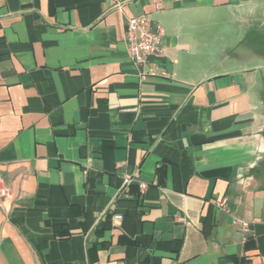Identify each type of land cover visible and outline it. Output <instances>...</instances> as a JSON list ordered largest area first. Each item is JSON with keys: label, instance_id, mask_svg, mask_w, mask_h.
<instances>
[{"label": "crops", "instance_id": "0c3cea01", "mask_svg": "<svg viewBox=\"0 0 264 264\" xmlns=\"http://www.w3.org/2000/svg\"><path fill=\"white\" fill-rule=\"evenodd\" d=\"M262 31L264 0H0V264H264Z\"/></svg>", "mask_w": 264, "mask_h": 264}, {"label": "built area", "instance_id": "2783aa9c", "mask_svg": "<svg viewBox=\"0 0 264 264\" xmlns=\"http://www.w3.org/2000/svg\"><path fill=\"white\" fill-rule=\"evenodd\" d=\"M125 27V42L131 60L139 69H142V75L144 77L153 74L145 71L144 67L151 62L152 58L160 56L163 52L162 39L165 34L163 27L161 25L155 26L150 14H142L128 18ZM152 65L155 64L152 63ZM84 173H88L87 167H85ZM134 181L139 183L142 191L146 189V183L140 182L133 176L126 174L122 184V191H128L129 186ZM9 192L10 190L5 184L4 179L0 176V199L6 198ZM218 206L223 211L232 215L231 210L223 202H218ZM232 216L234 222L244 232L249 231L250 222L240 217ZM122 217V215L117 214L114 216V219H121Z\"/></svg>", "mask_w": 264, "mask_h": 264}, {"label": "rangeland", "instance_id": "374dc122", "mask_svg": "<svg viewBox=\"0 0 264 264\" xmlns=\"http://www.w3.org/2000/svg\"><path fill=\"white\" fill-rule=\"evenodd\" d=\"M261 34H262V39L259 40V43L257 44L258 47H256V48H258V50H261V51H262V50L264 49V46H262V42H264V31H262ZM253 42H255V41H253V40L250 39V41H248L247 45L243 48V52L245 53V55L250 54V50L252 49V48L250 47V45H251V43H253ZM261 64L264 65L263 62H261ZM262 75H264V70H263V74H262ZM262 97H263V99H264V95H263Z\"/></svg>", "mask_w": 264, "mask_h": 264}]
</instances>
